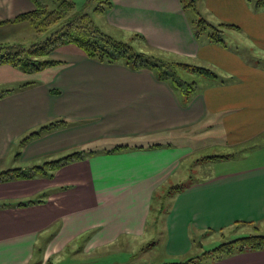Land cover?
Wrapping results in <instances>:
<instances>
[{
	"label": "crops",
	"instance_id": "crops-1",
	"mask_svg": "<svg viewBox=\"0 0 264 264\" xmlns=\"http://www.w3.org/2000/svg\"><path fill=\"white\" fill-rule=\"evenodd\" d=\"M111 2L102 13L108 34L129 40L138 34L144 41H134L138 50L207 67L218 79L199 77L206 83L195 81L186 95L150 70L99 63L74 45L53 50L51 58L61 64L0 99V172L30 170L38 165L21 167L70 149L90 147L94 153L59 168L51 179L0 184V204L9 205L0 209V264H63L71 249L78 264H97L119 251L133 258L132 246L147 234L153 197L194 153L176 142H192L205 125L227 146L243 144L249 153L240 159L261 149L251 142L264 132V67L247 64L239 51L264 55V10L253 13L247 0L197 1L195 12L205 19L238 27L226 30L219 45L194 37L180 0ZM32 9L31 0H0V22ZM60 120L66 126L23 142ZM104 144L127 148H100ZM170 189L159 240L166 260L193 257L200 235L264 220L260 162ZM27 202L36 203L17 206ZM205 264H264V251Z\"/></svg>",
	"mask_w": 264,
	"mask_h": 264
},
{
	"label": "trees",
	"instance_id": "trees-1",
	"mask_svg": "<svg viewBox=\"0 0 264 264\" xmlns=\"http://www.w3.org/2000/svg\"><path fill=\"white\" fill-rule=\"evenodd\" d=\"M196 1L180 0L183 9L192 8L194 11ZM31 2L33 4L31 11L22 13L12 20L0 22V25L28 23L37 32H42L51 26L57 25V27L44 41L32 44L29 47L14 44L0 45V66L8 65L24 74L39 73L47 68L61 64L59 61L49 58L53 50L63 45H74L83 51L87 58L99 63L121 64L132 70H150L157 79L168 82L175 90H180L186 95L195 90L196 82L194 79L187 81L181 78L182 73L188 74L187 76L190 77L218 79L216 73L207 67L173 61L136 49L133 46L136 39L142 43L144 42L143 38L138 34H134L129 42H125L113 35L102 32L86 13L76 11L75 3L71 0H31ZM95 2L97 5L94 11L98 13H104L112 6L111 0H95ZM247 2L256 10H264V0H247ZM68 11H73V13L66 17ZM196 16L197 20L192 21L191 24L193 35L196 39L203 36L209 43L224 45V32L226 30H238V27L232 24H214L197 12ZM31 84L33 83H24L16 90H21ZM11 92L13 90L0 92V99ZM62 126H66V123L61 120L49 123L40 127L37 131L31 132L23 139V142ZM125 148H127L126 145H117L112 151H121ZM93 153L94 151L92 150L75 151L58 160L44 162L42 165L33 167L30 170L19 168L6 170L0 172V184L38 178L51 179L59 168L83 160ZM230 157H234V155H214L204 157L201 160L216 161L229 159ZM33 203L36 202L19 203L17 206H28ZM7 206L9 205L1 203L0 209H4ZM255 230L258 229L256 228ZM257 251H264V234H259L258 232L236 237L230 242L220 244L212 250L210 255H215L212 258V261H215L227 256ZM199 259L197 258V260ZM188 263L197 264L194 259H190L186 264Z\"/></svg>",
	"mask_w": 264,
	"mask_h": 264
},
{
	"label": "rangeland",
	"instance_id": "rangeland-1",
	"mask_svg": "<svg viewBox=\"0 0 264 264\" xmlns=\"http://www.w3.org/2000/svg\"><path fill=\"white\" fill-rule=\"evenodd\" d=\"M199 1V0H197ZM196 1V2H197ZM75 5L76 11L86 13L92 22L99 27L102 32H106L107 29L103 25V18L102 13H98L94 11L95 6L97 5L95 0H76ZM198 3V2H197ZM249 4V3H248ZM249 6L256 12V9L249 4ZM186 11L187 17H189L190 22L197 20L196 12L192 8L184 9ZM73 11H68L66 17H69ZM249 15V14H248ZM254 15V14H253ZM204 18V17H203ZM207 20V19H206ZM209 21V20H208ZM211 22V21H210ZM214 23V22H212ZM217 24V23H216ZM56 26L48 27L46 30L42 32H37L30 24L28 23H21V24H9L0 27V45L5 44H14V45H21L25 47H29L32 44L40 43L46 39L48 35H50ZM193 27V25H192ZM116 36V35H115ZM203 38V36L201 37ZM200 39V38H199ZM125 42H129L128 38L119 39ZM138 43L136 42L133 46L137 49ZM60 47V46H59ZM58 48V47H57ZM238 50V49H237ZM242 57L246 60V63L249 65H258L264 67V55H260L256 50H240L239 51ZM51 58V55H49ZM188 63V62H186ZM189 64V63H188ZM188 74H181V78H184L187 81H192L194 79L198 85H203L206 83L205 80L199 79V77H190L187 76ZM44 76L42 74H24L20 70L14 69L9 66H0V92H6L11 90H16L24 83L34 82L36 80H42ZM202 134H200L197 139H193L192 142L182 140L180 142L170 141V143H179V144H188L193 148L194 153L191 154L190 157L186 158L179 168L178 173L175 175V179H172L171 184H168L157 193L152 200L151 210L149 219L147 222V234L146 237L143 238L140 242L135 243L132 246V254L133 258L127 256L125 251H119L118 256L115 257H108L99 260L97 264H172V263H184L186 264L190 259H194L197 264H205L209 261H212V258L215 255H210L212 250L220 244L227 243L235 239L236 237L245 236L248 234H254L258 232L259 234H264V220L257 225H240L235 226L231 229V231H226L221 235H214L210 236L208 234L200 235L196 238L195 242L193 243V257L187 256L183 259L177 260H166L163 257V248L161 243H159L160 236H161V221L167 210L170 206V193H168L170 188L177 185H186L191 181H198L201 179H205L208 175L213 173L223 172V171H233L236 169L243 168L245 166L252 165L255 161L264 164V132L254 138L252 141L251 146L253 145L254 148H261L260 150L253 151L249 155V159H240L244 156L248 155L249 152L244 149L243 144H239L238 148L234 149V147H229V143H224L219 137V134L216 129H207L205 125L201 128ZM107 147H100V148H112L114 147L113 144H104ZM243 145V146H242ZM242 146V147H241ZM90 147H80L78 149H70L63 151L61 153H56L46 157L44 159L35 161L30 165H23L21 168H29L33 165H42L46 161H55L58 160L73 151H83L87 149L90 151ZM233 154L234 157H230L227 162H221L223 160H216L210 161L205 160L202 161L201 159L204 157L214 156V155H231ZM252 154V156H251ZM243 156V157H242ZM8 167L5 168H14L10 167L12 165H7ZM17 167V166H16ZM258 230H255V229ZM154 237V241L149 237ZM149 245V246H148ZM155 245V246H154ZM147 248V250H141L143 248ZM209 252V253H208ZM208 253V254H207ZM207 254V255H206ZM65 261L63 264H78V258H75V255L72 252V249L69 253H65ZM205 255V256H204ZM197 258L199 260H197ZM117 260V263L114 261ZM120 261V262H118ZM216 261V260H215ZM86 264V263H85ZM95 264V263H94ZM191 264V263H188Z\"/></svg>",
	"mask_w": 264,
	"mask_h": 264
}]
</instances>
